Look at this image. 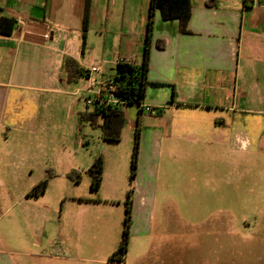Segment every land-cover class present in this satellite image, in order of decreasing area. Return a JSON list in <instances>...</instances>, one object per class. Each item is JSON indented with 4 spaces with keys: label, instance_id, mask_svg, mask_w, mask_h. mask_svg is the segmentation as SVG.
I'll return each instance as SVG.
<instances>
[{
    "label": "crops",
    "instance_id": "obj_1",
    "mask_svg": "<svg viewBox=\"0 0 264 264\" xmlns=\"http://www.w3.org/2000/svg\"><path fill=\"white\" fill-rule=\"evenodd\" d=\"M86 2L0 0V19L13 21V26L9 23L3 27L5 34L0 33V133L25 137L19 154L24 146L30 153L49 152V129L56 122L62 129L61 118L68 117L64 109L67 101L71 105L69 118L74 136L80 129L78 104L86 97L87 76L70 83L65 72L67 57L77 60L86 72L91 66L100 65L105 77L114 74L120 59L143 62L151 0H123L121 11L119 0H91L85 32ZM192 4L189 33L181 32L178 20L166 21L159 10L155 13L144 103L156 108L158 114H142L137 106L138 117L131 121L126 111L122 140L118 142L130 139L131 134H135L136 142L139 126L136 178L131 182L129 176L120 174V166L131 170L134 148L127 152L123 164L119 162L118 169L111 157L104 156L101 188L89 196V201L94 202V195H101L102 200L114 206V201L126 202L132 190V234L143 235L153 228L159 197L167 194L170 198L174 181L170 175L175 165L183 163L191 169L187 174L192 184L186 189L191 194L197 190L194 185H199L193 169H198L206 157L217 171L210 178H203L202 190L211 183L219 188L224 182L222 169H234L243 160L237 153L264 152V0H192ZM113 32L132 40L119 49H104L98 54L96 39ZM158 40L165 41L164 48L157 46ZM60 101L64 103L59 104ZM61 107L63 114L59 113ZM31 141L33 147L27 145ZM81 143L77 136L70 155L77 154L75 150ZM14 149H7L6 158ZM95 160L83 168L75 160L65 161L60 175L69 178L72 172H80L79 180L71 178L78 186L85 176H91L87 171ZM15 166L16 162L0 161V200L11 196L13 190L17 199L24 200L28 194L16 186L23 181L24 173ZM216 190L215 199L232 198L231 191L223 194ZM83 199L81 194H75L70 202L87 204L88 200ZM69 229L70 225L61 223L59 236ZM204 231L218 229L205 227ZM56 244L53 254H46L35 263L24 258L28 257L27 252L19 254L7 243L1 244L0 264H71L72 253L81 248L97 249L102 254L94 259L97 264H128L127 257L111 261L108 252L99 250L98 242L77 245L67 238ZM183 245L188 248L189 241ZM153 247L154 243H150L148 251L131 264L153 260L149 256Z\"/></svg>",
    "mask_w": 264,
    "mask_h": 264
},
{
    "label": "rangeland",
    "instance_id": "obj_2",
    "mask_svg": "<svg viewBox=\"0 0 264 264\" xmlns=\"http://www.w3.org/2000/svg\"><path fill=\"white\" fill-rule=\"evenodd\" d=\"M119 4L121 11L123 0H119ZM114 32L102 34L96 39L94 46L98 54H102L104 49H119L122 44L132 40ZM67 104L68 107L64 109H67L68 117L61 118L62 129L58 122L49 129L47 145L50 147L47 153H30L32 151L24 146L19 154L25 137L13 132L0 133V161L16 162L18 168L14 169L24 173L21 174L23 181L16 186L28 193L27 199L26 196L24 200L17 199V193L13 190L11 196L0 200V245L7 243L19 254L27 252L28 257L24 258L30 263L41 260L46 254H53L60 239L68 238L76 244L98 242L99 250L108 252L111 257L123 238L127 200L114 201L115 205L112 206V202L106 203L101 195L95 194L94 202H90L89 196L93 191L91 176H85L77 186L70 176L60 175V166L65 161L75 160L83 168L92 159L102 157L104 160L106 156L113 159L118 169L127 160V152L134 148L135 134H131L130 139L126 137L120 144L105 142L102 128L86 122L74 136V125L70 124L69 118L71 105L69 101ZM87 108L85 99L80 100L78 111L83 112ZM65 110L61 107L59 113L63 114ZM126 111L131 121L136 120V105L127 106ZM77 136L82 143L75 150L77 154L72 152L70 155ZM28 144L34 145L32 141ZM7 149H14V154L8 158ZM237 155L243 160L234 169H222L224 182L219 184V188L211 183L209 188L202 190L205 179L213 176L217 169L208 157L200 161V167L193 169L199 185H194L197 190L191 194L186 191L192 184L187 174L191 169L183 163L175 165L170 175L174 180L170 198L166 197L167 194L159 197L153 228L143 235L129 234L128 264L148 251L150 243L155 245L149 255L157 262L155 264H264V152ZM120 174L130 178L131 170H123V166H120ZM163 176L164 172L161 178ZM216 189L223 194L231 191L232 198L215 199ZM75 194H81L83 200H88L85 201L87 204H71L70 199ZM61 223L70 225L69 232L63 231L62 237L59 236ZM205 227L218 231L205 232ZM185 230L189 232V238ZM187 241L188 248L183 245ZM48 242L51 244L47 245ZM100 257L102 254L97 249L81 248L72 253L71 264H97L94 259ZM153 260L145 264H152Z\"/></svg>",
    "mask_w": 264,
    "mask_h": 264
},
{
    "label": "trees",
    "instance_id": "obj_3",
    "mask_svg": "<svg viewBox=\"0 0 264 264\" xmlns=\"http://www.w3.org/2000/svg\"><path fill=\"white\" fill-rule=\"evenodd\" d=\"M192 9V0H151L145 36L143 62L141 64L119 62L114 68V74L110 76L118 84L117 91L115 92L116 97L125 101L127 106L136 105L140 108L142 113L141 106L144 103L147 86L149 84L148 72L156 11L159 10L163 19L166 21L178 20L180 22L181 32L189 33L190 30L188 28V23L191 18ZM90 13L91 0H87L84 21L85 32L88 30ZM9 23L13 26L12 20L4 17L0 19L1 34H5L3 27ZM157 46L159 48H164L165 41L158 40ZM65 72L67 73V80L70 83L77 82L80 78L86 75V71L81 67L79 62L71 57H67L65 60ZM126 119V108L120 106L96 104L93 108L88 107L86 111L79 112L80 129L86 122H89L92 126H100L102 128V138L105 142L118 143L122 140ZM139 145L140 128L138 126L132 157L131 182L134 181L137 176ZM103 168V159L102 157H98L87 171L92 177V190L95 192L99 191L101 188ZM69 176L73 180H79L81 178V173L74 171ZM131 225L132 190L129 192L126 202V218L124 220L123 238L118 249L110 257L111 261H123L126 257Z\"/></svg>",
    "mask_w": 264,
    "mask_h": 264
},
{
    "label": "built area",
    "instance_id": "obj_4",
    "mask_svg": "<svg viewBox=\"0 0 264 264\" xmlns=\"http://www.w3.org/2000/svg\"><path fill=\"white\" fill-rule=\"evenodd\" d=\"M133 63L128 59H120L116 62ZM87 88L85 90L86 97L85 101L88 107L93 108L96 104L98 105H113L126 108L127 104L125 101L120 100L116 97L115 92L117 91L118 84L111 77H105L104 71L100 65L91 66L87 72ZM142 114L157 115L158 110L145 103L142 104Z\"/></svg>",
    "mask_w": 264,
    "mask_h": 264
}]
</instances>
